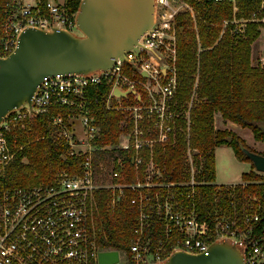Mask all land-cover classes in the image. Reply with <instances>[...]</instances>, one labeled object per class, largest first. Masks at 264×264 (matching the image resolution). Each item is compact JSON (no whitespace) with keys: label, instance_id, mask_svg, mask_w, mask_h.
<instances>
[{"label":"built area","instance_id":"obj_1","mask_svg":"<svg viewBox=\"0 0 264 264\" xmlns=\"http://www.w3.org/2000/svg\"><path fill=\"white\" fill-rule=\"evenodd\" d=\"M240 1L154 0L153 24L135 46L117 56L111 69L87 76L47 78L37 86L31 106L24 104L2 119L0 178L17 151L8 137L12 138L17 131H28L38 115L47 117L55 139L65 145V154L80 160L76 165L79 172L60 169L48 182L0 188V264H101L102 252L116 253L117 261L113 264L119 263L120 256L122 264H158L174 251L206 252L211 243L221 239L243 246L244 264H264V222H260L257 213L243 212L239 219L230 214L229 207L234 208L233 195L228 209L214 198L211 209L201 217L195 199V190L201 185L196 180L198 151L185 150L187 176L183 181H163L157 165L146 157L154 144L164 145L172 140L176 120L184 117L188 121L195 102L194 92L186 107L176 101L175 68L161 62L163 48L172 50L164 27L179 14L195 17L193 4L219 2L232 9L231 17L218 23L219 37L225 32L242 35L247 23H264V0H258V7L246 18L235 16ZM79 2L0 0V58L13 52L18 34L25 28L55 27L69 32L77 29L75 15ZM261 63L264 66V60ZM132 65L137 69L132 68L129 74L127 68ZM144 81H149L156 91L150 92L147 86L146 91L139 90L138 85ZM100 84H110L105 107L128 116V128L119 134L116 146L131 158L134 178L129 183L124 181L126 175L119 158L112 162L109 181L98 184L94 180L93 152L110 149L107 144L95 142L99 129L86 96L88 87ZM114 87L128 91L127 95L114 97L111 94ZM127 97L131 99L125 102L123 99ZM55 108L64 111L52 113ZM73 109L76 112L72 115L66 111ZM74 115L82 136L74 132L76 118H70ZM219 185L215 184L216 189ZM221 185L231 191L235 186ZM98 188L108 191L106 205L111 211L130 192L128 205L135 208L136 214L126 251H110L97 242V236L103 234L94 199ZM151 210L162 226L155 241L146 235Z\"/></svg>","mask_w":264,"mask_h":264},{"label":"trees","instance_id":"obj_2","mask_svg":"<svg viewBox=\"0 0 264 264\" xmlns=\"http://www.w3.org/2000/svg\"><path fill=\"white\" fill-rule=\"evenodd\" d=\"M257 5L258 0H241L235 16L246 18ZM193 7L202 32L201 43L204 48L209 47L220 29L218 23L224 18H230L232 9L219 2H199L193 4ZM73 8L76 9V5ZM177 25H181L179 20ZM260 27H264V23L250 22L242 35H229L225 32L212 49L202 52L200 56L198 101L192 105L189 115L192 118V145L201 152L200 160L196 163V168L199 169L196 180L201 185L195 190L201 217L211 209L214 198L220 201L222 207L228 209V202L233 195L234 208L229 207L230 214L234 213L239 219L243 212L257 213L260 222H264V174L256 172L238 148L239 144L246 148L242 139L232 132L213 129V118L220 114L224 121L248 129L254 140L264 143L263 132L255 126L256 123H264V66L259 53L253 50ZM180 43L177 53L176 95L179 101H185L192 82L194 61L190 46ZM109 88L110 84H100L91 85L86 90L90 113L99 129L95 142L110 146L109 150L93 152L92 171L96 183L107 182L112 162L119 158L126 175L124 181L129 183L134 178L131 158L116 146L119 134L128 128V116L105 107ZM130 99L127 97L123 100L127 102ZM58 110L60 109L55 108L52 113ZM66 111L70 115L76 112L74 109ZM178 119L172 140L164 145L154 144L151 149L152 160L163 181H183L187 176L182 151L184 125L182 119ZM54 133L47 117L38 115L28 131H17L12 138L8 137L17 151L4 176L0 178V188L12 189L48 182L60 169L79 172L76 165L80 158L73 159L65 154V145L60 139H55ZM226 138H231V141L226 142ZM218 145L230 146L235 159L247 162L251 167L249 172L240 176L243 185L235 184L233 191L221 184L216 189L214 183L213 149ZM142 169L143 167L140 168ZM140 177L142 178V174ZM129 195L130 192L127 191L122 202L111 211L106 205L108 191L101 188L94 191L97 220L103 232L97 236L100 247L110 251L128 250V240L132 234L131 223L136 214L135 208L128 205ZM148 223L146 235L155 241L162 226L152 210L149 211Z\"/></svg>","mask_w":264,"mask_h":264},{"label":"water","instance_id":"obj_3","mask_svg":"<svg viewBox=\"0 0 264 264\" xmlns=\"http://www.w3.org/2000/svg\"><path fill=\"white\" fill-rule=\"evenodd\" d=\"M154 9V0H80L75 15L78 34L55 27L23 29L13 52L0 58V124L20 106H31L37 86L47 78L87 76L111 69L117 56L135 46L151 27ZM127 93L116 87L111 91L114 97L123 98ZM255 126L264 134V123ZM225 140L229 143L231 138ZM238 148L254 170L264 174V153L251 152L240 144ZM99 260L113 264L116 253H99ZM158 264H244L243 246L221 239L206 252L174 251Z\"/></svg>","mask_w":264,"mask_h":264},{"label":"rangeland","instance_id":"obj_4","mask_svg":"<svg viewBox=\"0 0 264 264\" xmlns=\"http://www.w3.org/2000/svg\"><path fill=\"white\" fill-rule=\"evenodd\" d=\"M195 16V15H194ZM177 20H179L181 22V25H177ZM167 36H168V42H170V46L172 50H169L168 48H163V50L160 52V55L162 57V63L167 64V65H171L175 68L176 71V79H177V53H178V49L180 46V42L185 43L186 45L190 46V49L193 50V73L191 75V79L192 82L190 84V88H189V92L187 95V99L185 101H179L176 97V101L177 103L181 106L186 107L187 102H189V100L191 99V95L194 92L195 94V102L198 101V86H199V68H200V56L201 53L206 51V50H210L212 49L218 41L221 40V38L224 35H221V37H219L220 35V29L217 33V36L215 37V40L213 42V44L209 47L204 48L201 41H202V32L200 29V25H199V20L198 18L195 17H191L188 13L185 14H179L176 18H174V20L172 22H169L166 27H164ZM75 34H78V30L77 29H73V31ZM264 46V27H260L259 28V36L257 38V43L254 45L253 50L255 51V53H259V56H261V59L264 60V50H262ZM253 51V52H254ZM263 52V53H262ZM161 63V64H162ZM132 68H136L135 65H132L130 67L127 68V72L129 74L131 73ZM137 69V68H136ZM145 86H147L149 88V91L151 92H155L156 88L149 82V81H144L141 82L138 85L139 90L144 91ZM177 86H178V79H177ZM146 91V89H145ZM177 94V93H176ZM194 102V103H195ZM191 109V108H190ZM121 113V112H120ZM70 118H76V120L74 119V132L76 135L82 136V130L80 129V124L78 123V118L77 115H74ZM182 119L184 128L182 129V133L184 136V143H183V158H184V162H185V158H186V152L185 151L187 148H189L190 150H196L198 151V158H196V163L198 160H200V154L201 152L199 150H197L193 145H192V118L189 117L188 121L185 120L184 117H181L180 120ZM179 120V119H178ZM176 127V126H175ZM214 129V128H213ZM215 130V129H214ZM245 134H249V133H245ZM244 138L246 139V145L245 147L247 149H250L251 151H255V152H259V153H264V147L262 148L261 151H256V149L251 148L250 147V141L249 138L244 136ZM223 149H225L224 151L226 152L225 155L220 156L219 158V165L217 164V174H216V181L219 180H223V181H227V182H236L239 180L240 178V173L244 172L247 170V167L240 163H238L237 161L235 162V160L230 161L231 157H232V151L231 147L228 145H223ZM256 148V147H255ZM146 157L148 160H150L151 157V152H147L146 153ZM234 159V158H233ZM199 169L197 168V171ZM215 181V184H217V182ZM240 182V181H239ZM232 184H237V183H232ZM119 263L117 264H122L123 260L121 258V256L119 257Z\"/></svg>","mask_w":264,"mask_h":264},{"label":"crops","instance_id":"obj_5","mask_svg":"<svg viewBox=\"0 0 264 264\" xmlns=\"http://www.w3.org/2000/svg\"><path fill=\"white\" fill-rule=\"evenodd\" d=\"M263 50H264V46H263L261 51H263ZM261 56H262V54H261ZM213 128L215 130H217V129L226 130V131L232 132L233 134H236L240 139H242V141L244 142L245 145H246V139L244 138V136L248 137L249 141L251 143L250 147L251 148L254 147V149H256V151H261L262 148L264 147V143L262 141L254 140L251 131H249L248 129H245V128H241L237 124H233V123H231L229 121H224L220 117V114H217V115L214 116V118H213ZM245 133H249V134H245ZM223 147H224L223 145H218V147H215L213 149L214 150V154H213L214 183L216 181V174H217V168L216 167H217V164L219 165V158H220V156H223V155L226 154V152L224 151L225 149H223ZM232 154L233 155H232L230 161L235 160V162L237 161L238 163L242 164L243 166L245 165L247 167V170L244 171V172H241L240 174L249 172L251 170V167H250L249 163L244 162V161H238L237 159H235L233 151H232ZM239 181H240V178L236 182H227V181H223V180H219V181H216V182H217V184H232V183H237Z\"/></svg>","mask_w":264,"mask_h":264}]
</instances>
